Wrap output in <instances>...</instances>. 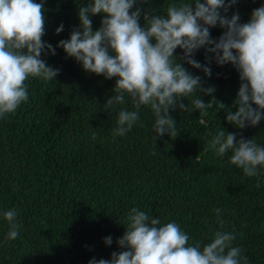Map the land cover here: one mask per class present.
Returning <instances> with one entry per match:
<instances>
[{
	"label": "trees",
	"instance_id": "1",
	"mask_svg": "<svg viewBox=\"0 0 264 264\" xmlns=\"http://www.w3.org/2000/svg\"><path fill=\"white\" fill-rule=\"evenodd\" d=\"M88 2L44 0L42 39L55 47L69 38L79 26L78 8ZM171 3L180 0L143 4L138 0L136 6L165 14ZM262 4L264 0H238L227 15L238 12L244 23ZM91 19L95 30L101 15ZM60 24L64 30L56 34ZM222 32L219 27L211 29L214 38ZM176 54L182 55L181 50ZM41 58L60 69L59 74L50 82L29 77L28 101L0 118V264H88L93 257L109 259L121 250L116 240L133 207L162 224L175 221L188 234L189 244L200 241L201 246L221 230L214 211L221 209L222 230L236 234L233 246L241 248L248 264H264V167L259 177H247L229 163L230 152L221 156L206 150L221 128L264 146V120L241 130L225 119L228 110H236L233 101L240 86L230 64L218 66L213 61L210 77L184 65L201 76L203 87L213 86L215 91L211 96L196 92L183 102L190 104L199 95L205 102L213 97L217 101L204 116L199 110L170 111L180 133L173 139L156 136L148 106L139 109L140 120L131 131L114 137L119 110H132L127 97L125 104L103 110L116 78L86 73L61 48H56V55ZM194 58L207 63L203 49ZM219 102L226 109L219 110ZM9 209L17 210L16 222L21 225L12 241L5 239L9 225L3 212ZM107 236L113 240L110 246L103 242Z\"/></svg>",
	"mask_w": 264,
	"mask_h": 264
},
{
	"label": "clouds",
	"instance_id": "2",
	"mask_svg": "<svg viewBox=\"0 0 264 264\" xmlns=\"http://www.w3.org/2000/svg\"><path fill=\"white\" fill-rule=\"evenodd\" d=\"M237 2L180 0L179 4H169L165 14H159L137 7L138 0H89L78 8L79 26L53 47L42 39L44 0H0V118L14 114L28 101L25 81L29 77L48 82L55 79L60 69L49 66L41 57L56 55V48H61L66 58H73L86 73L108 80L116 78L104 111L125 104L126 97L131 101L132 110L121 108L118 112L114 137L131 131L140 120L139 109L148 106L155 117L156 136L175 139L180 133L170 111L199 110L204 116L217 101L213 97L205 102L199 95L190 104L183 102L196 92L211 96L215 91L213 86L203 87L201 76L184 65L210 77L213 61L218 66L230 64L239 76L240 86L233 101L236 110L227 111V123L241 130L255 127L264 120V4L241 23L238 12L227 15ZM98 14L100 26L94 30L91 17ZM216 27L223 29L218 38L211 34ZM63 30L60 24L55 31L59 34ZM177 49L182 55L176 54ZM201 49L205 64L194 58ZM220 109H226L222 102ZM237 135L221 128L208 141L206 150L221 156L230 152V164L247 177H259L264 167V146L242 134L237 139ZM214 211L221 230L213 232L209 242L201 246L200 241L189 244L188 234L175 221L162 224L159 218L133 207L121 224L125 229L122 236L116 240L121 250L112 252L109 259L93 257L88 264H248L241 248L233 246L235 231L222 230L225 222L219 218L221 209ZM17 215L16 209L3 212L9 225L8 241L19 236ZM103 242L110 246L112 237H105Z\"/></svg>",
	"mask_w": 264,
	"mask_h": 264
}]
</instances>
